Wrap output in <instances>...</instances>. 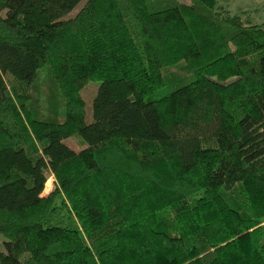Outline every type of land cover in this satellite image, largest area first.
Instances as JSON below:
<instances>
[{
  "label": "trees",
  "instance_id": "trees-1",
  "mask_svg": "<svg viewBox=\"0 0 264 264\" xmlns=\"http://www.w3.org/2000/svg\"><path fill=\"white\" fill-rule=\"evenodd\" d=\"M256 5L0 0V264H264Z\"/></svg>",
  "mask_w": 264,
  "mask_h": 264
},
{
  "label": "rangeland",
  "instance_id": "rangeland-1",
  "mask_svg": "<svg viewBox=\"0 0 264 264\" xmlns=\"http://www.w3.org/2000/svg\"><path fill=\"white\" fill-rule=\"evenodd\" d=\"M221 3L223 4H228L229 8L231 10H247V9H255L257 8L258 5L255 4V2H257L258 0H220ZM83 3H81L69 16H75L77 15V13L79 12V10L81 9ZM68 16V17H69ZM264 18V17H262ZM262 19H260L258 22H260ZM100 83H90L89 86L87 88H85L82 92V96L84 98V100L86 101L87 107V117H86V123L90 124L93 122V113H92V106H93V101L94 98L97 94V90L99 87ZM68 144H70V140L67 141ZM51 179V178H50ZM49 179V181H50ZM53 179V178H52ZM48 181V182H49ZM47 182V183H48ZM53 184H54V179L51 180L49 182V184H46V189L44 192V196L48 195L51 190H53Z\"/></svg>",
  "mask_w": 264,
  "mask_h": 264
},
{
  "label": "crops",
  "instance_id": "crops-1",
  "mask_svg": "<svg viewBox=\"0 0 264 264\" xmlns=\"http://www.w3.org/2000/svg\"><path fill=\"white\" fill-rule=\"evenodd\" d=\"M261 1L264 2V0H259V2H261ZM255 4H257V2H255ZM261 17H262V16L259 15V20L261 19Z\"/></svg>",
  "mask_w": 264,
  "mask_h": 264
}]
</instances>
